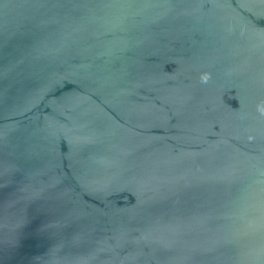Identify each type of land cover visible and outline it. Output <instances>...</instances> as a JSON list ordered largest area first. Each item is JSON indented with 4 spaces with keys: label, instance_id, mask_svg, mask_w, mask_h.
<instances>
[{
    "label": "water",
    "instance_id": "water-1",
    "mask_svg": "<svg viewBox=\"0 0 264 264\" xmlns=\"http://www.w3.org/2000/svg\"><path fill=\"white\" fill-rule=\"evenodd\" d=\"M0 264H264V0H0Z\"/></svg>",
    "mask_w": 264,
    "mask_h": 264
}]
</instances>
